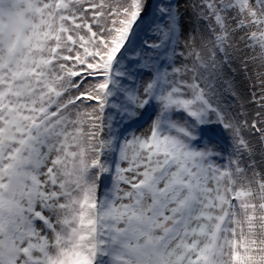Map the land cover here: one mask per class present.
<instances>
[{
    "label": "snow or ice",
    "instance_id": "obj_1",
    "mask_svg": "<svg viewBox=\"0 0 264 264\" xmlns=\"http://www.w3.org/2000/svg\"><path fill=\"white\" fill-rule=\"evenodd\" d=\"M0 264H264V0H0Z\"/></svg>",
    "mask_w": 264,
    "mask_h": 264
},
{
    "label": "rangeland",
    "instance_id": "obj_2",
    "mask_svg": "<svg viewBox=\"0 0 264 264\" xmlns=\"http://www.w3.org/2000/svg\"><path fill=\"white\" fill-rule=\"evenodd\" d=\"M238 80H239V82L241 83L242 88H243V87H247V84H248L249 82L245 81V78L243 77V75L238 74Z\"/></svg>",
    "mask_w": 264,
    "mask_h": 264
}]
</instances>
